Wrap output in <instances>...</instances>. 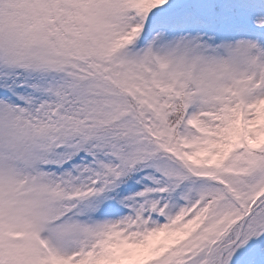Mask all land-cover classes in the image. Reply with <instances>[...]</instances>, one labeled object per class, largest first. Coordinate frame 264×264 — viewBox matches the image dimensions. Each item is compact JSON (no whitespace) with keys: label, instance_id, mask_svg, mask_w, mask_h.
Segmentation results:
<instances>
[{"label":"snow or ice","instance_id":"6c2138e0","mask_svg":"<svg viewBox=\"0 0 264 264\" xmlns=\"http://www.w3.org/2000/svg\"><path fill=\"white\" fill-rule=\"evenodd\" d=\"M0 264H264V0H0Z\"/></svg>","mask_w":264,"mask_h":264}]
</instances>
